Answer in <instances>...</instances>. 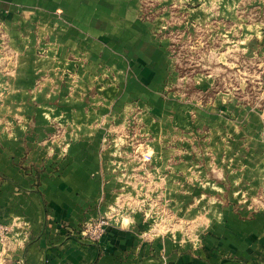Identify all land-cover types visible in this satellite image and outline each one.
I'll return each instance as SVG.
<instances>
[{
	"label": "crops",
	"instance_id": "1",
	"mask_svg": "<svg viewBox=\"0 0 264 264\" xmlns=\"http://www.w3.org/2000/svg\"><path fill=\"white\" fill-rule=\"evenodd\" d=\"M263 90L264 0H0V264H264Z\"/></svg>",
	"mask_w": 264,
	"mask_h": 264
},
{
	"label": "rangeland",
	"instance_id": "2",
	"mask_svg": "<svg viewBox=\"0 0 264 264\" xmlns=\"http://www.w3.org/2000/svg\"><path fill=\"white\" fill-rule=\"evenodd\" d=\"M143 9L145 10V13L147 12L149 15L150 14L151 15L156 14L157 12H159L158 6H152L149 4H146L143 7ZM166 33H167L168 39L171 40L170 45H171V52H172L171 56H172V58L175 59V61H176V58H179L182 60L184 59L185 63L183 64L184 66H183L182 70L184 72H188V74H190V72L192 71V68H190L191 67L190 65L193 64L192 61L193 60L194 61L201 60V58H202V56L199 57L198 53L193 52L195 50H192L191 47L197 46L194 43L195 42L198 43L199 41H200V45L204 46L205 43L207 44L208 39L202 37L201 39H199V41H197V39L193 38L191 35H188L189 37H187V38H182V32L177 34L176 30H174V29L170 30L169 28H168ZM161 35L163 36V33ZM164 36H165V34H164ZM164 38H162V39L165 40ZM192 57H193V59H192ZM187 65H189V66H187ZM177 90L181 91V88L180 87L176 88V85L174 83H172V86L170 87V91H172L171 93H173L174 97H175L174 92L176 93ZM261 94H263L262 102L264 103V90L261 92ZM185 96H186V94H185ZM263 107H264V104H263ZM135 120L138 121L137 118H135ZM129 126H130V129H129L130 133L128 134V137L130 140V139L134 138V135H133L135 133L134 129L136 128L137 124L132 120L131 124L129 123ZM58 134L59 133L56 132V134H54V135L60 136Z\"/></svg>",
	"mask_w": 264,
	"mask_h": 264
},
{
	"label": "built area",
	"instance_id": "3",
	"mask_svg": "<svg viewBox=\"0 0 264 264\" xmlns=\"http://www.w3.org/2000/svg\"><path fill=\"white\" fill-rule=\"evenodd\" d=\"M147 159L150 158L147 157ZM109 224H110L109 219L107 218H102L95 222H89L79 230V234L81 235L83 240L85 239L90 242L96 243L99 242L102 239V237L105 235ZM6 231L7 228L5 226L0 225V233L4 234L6 233Z\"/></svg>",
	"mask_w": 264,
	"mask_h": 264
}]
</instances>
